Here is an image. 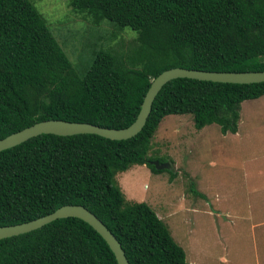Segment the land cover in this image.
Masks as SVG:
<instances>
[{
    "label": "trees",
    "instance_id": "trees-1",
    "mask_svg": "<svg viewBox=\"0 0 264 264\" xmlns=\"http://www.w3.org/2000/svg\"><path fill=\"white\" fill-rule=\"evenodd\" d=\"M69 7L136 33L126 59L93 53L82 75L30 0H0V138L46 119L122 128L135 118L150 80L170 67L264 70V0H68ZM264 82L167 81L134 136L39 134L0 151V226L63 204H80L115 236L129 264H186L184 250L145 202L125 200L114 176L148 155L165 115L190 114L196 129L234 133L240 103ZM165 170H170L169 167ZM174 175V173H171ZM196 193L195 190H193ZM0 264H116L106 242L76 217L54 219L0 239Z\"/></svg>",
    "mask_w": 264,
    "mask_h": 264
},
{
    "label": "rangeland",
    "instance_id": "rangeland-1",
    "mask_svg": "<svg viewBox=\"0 0 264 264\" xmlns=\"http://www.w3.org/2000/svg\"><path fill=\"white\" fill-rule=\"evenodd\" d=\"M30 1L78 75L98 49L111 48L126 59L137 47L133 30L94 22L68 0ZM150 143L148 155L164 159L170 170L133 165L116 173L125 200L155 211L184 250L186 264H255V255H264V94L240 103L235 133L223 134L215 123L196 129L190 114H170ZM183 204L198 210L186 214Z\"/></svg>",
    "mask_w": 264,
    "mask_h": 264
},
{
    "label": "water",
    "instance_id": "water-1",
    "mask_svg": "<svg viewBox=\"0 0 264 264\" xmlns=\"http://www.w3.org/2000/svg\"><path fill=\"white\" fill-rule=\"evenodd\" d=\"M181 77L225 83H257L264 82V70L206 71L183 67H170L160 71L150 80L134 120L126 127L109 128L87 122L46 119L35 122L0 138V151L18 145L26 139L39 134L67 136L79 133H90L112 140L130 138L140 131L144 125L151 108V103L162 85L171 79ZM152 163L156 169L169 167V164L166 162L158 163L157 161H152ZM64 217H76L87 223L106 242L114 256L116 264H129L115 236L92 212L80 204H63L52 212L37 218L21 223L2 225L0 226V239L28 232L54 219Z\"/></svg>",
    "mask_w": 264,
    "mask_h": 264
},
{
    "label": "crops",
    "instance_id": "crops-1",
    "mask_svg": "<svg viewBox=\"0 0 264 264\" xmlns=\"http://www.w3.org/2000/svg\"><path fill=\"white\" fill-rule=\"evenodd\" d=\"M236 131H237V128H236ZM235 131V132H236ZM234 132V133H235ZM227 133V132H226ZM228 133H230V132H228ZM249 169H250V167H249ZM247 172V171H246ZM248 173H252V171H248L247 172V174L246 175H249ZM204 197V196H203ZM182 201L183 202H185L186 200L185 199H182ZM182 208H189L188 210H187V213L186 214H189L190 212L191 213H195L198 209H195L194 207H189V205H187V204H183V205H181V207H180V209H182ZM203 210H206L207 212H210L211 210H213V212L214 213H216V212H219L220 210L219 209H212V208H204ZM172 212H175V211H172ZM232 217H234V216H232ZM235 218V217H234ZM253 225H252V227L254 226V223H252ZM260 226H262V225H260V224H257L256 225V227H260ZM189 233V232H188ZM256 256V259H255V264H264V255H255ZM224 260V259H223ZM220 262H223V263H227V264H232V263H230L231 261H220Z\"/></svg>",
    "mask_w": 264,
    "mask_h": 264
}]
</instances>
